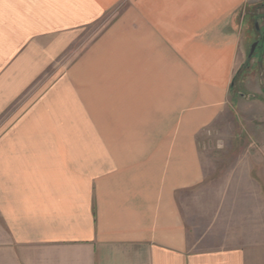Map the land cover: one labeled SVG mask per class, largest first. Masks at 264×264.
<instances>
[{
  "label": "crops",
  "instance_id": "crops-1",
  "mask_svg": "<svg viewBox=\"0 0 264 264\" xmlns=\"http://www.w3.org/2000/svg\"><path fill=\"white\" fill-rule=\"evenodd\" d=\"M260 1L131 0L133 54L144 75L117 104L132 128L86 150L81 165L70 162L68 146L35 151L0 139V264H264L263 221L225 218L231 205L220 194L203 228L188 202L206 180L201 134L226 108L241 21ZM122 2L0 0V114L28 85L30 53L44 50L38 37ZM158 64L162 76H145ZM194 206L204 220L210 205ZM222 229L226 238L207 246Z\"/></svg>",
  "mask_w": 264,
  "mask_h": 264
},
{
  "label": "rangeland",
  "instance_id": "rangeland-1",
  "mask_svg": "<svg viewBox=\"0 0 264 264\" xmlns=\"http://www.w3.org/2000/svg\"><path fill=\"white\" fill-rule=\"evenodd\" d=\"M131 12V0H123L97 19L38 37L44 50L39 56L30 53L35 61L30 63L28 85L0 114V139L26 141L35 145V151L41 146H68L76 152L70 162L81 165L86 150L100 149L106 140L127 138L132 126L126 123L131 121L118 116L117 98L138 91L134 78L140 70L144 75L133 54ZM241 22L234 89L222 116L210 132L201 134L206 180L199 195L189 194V218L203 228L220 194L222 205H231L225 218L231 213L238 226L260 221L264 225V63H249L242 69L251 40L249 17L245 14ZM159 64L157 73L155 65L145 76H162L159 71L164 67ZM197 202L210 205L204 220L195 212ZM223 232L229 230L210 234L206 245L218 246L226 238Z\"/></svg>",
  "mask_w": 264,
  "mask_h": 264
},
{
  "label": "flooded vegetation",
  "instance_id": "flooded-vegetation-1",
  "mask_svg": "<svg viewBox=\"0 0 264 264\" xmlns=\"http://www.w3.org/2000/svg\"><path fill=\"white\" fill-rule=\"evenodd\" d=\"M249 17L250 46L243 68H248L249 63H264V3L247 10ZM252 55L249 57V55ZM233 83V82H232Z\"/></svg>",
  "mask_w": 264,
  "mask_h": 264
},
{
  "label": "trees",
  "instance_id": "trees-1",
  "mask_svg": "<svg viewBox=\"0 0 264 264\" xmlns=\"http://www.w3.org/2000/svg\"><path fill=\"white\" fill-rule=\"evenodd\" d=\"M264 3V1L263 2H261L260 4H263ZM260 4H258V5H260ZM257 5V6H258ZM236 77H238V76H236ZM235 80V79H234ZM231 89H234V81H233V85L231 86Z\"/></svg>",
  "mask_w": 264,
  "mask_h": 264
},
{
  "label": "water",
  "instance_id": "water-1",
  "mask_svg": "<svg viewBox=\"0 0 264 264\" xmlns=\"http://www.w3.org/2000/svg\"><path fill=\"white\" fill-rule=\"evenodd\" d=\"M252 55V53L249 55V57ZM232 85H233V83H232Z\"/></svg>",
  "mask_w": 264,
  "mask_h": 264
}]
</instances>
